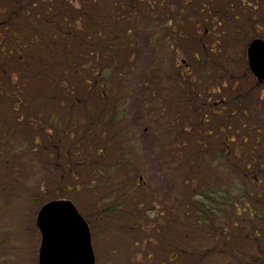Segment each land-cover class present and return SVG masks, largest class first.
I'll return each instance as SVG.
<instances>
[{"label":"trees","instance_id":"trees-1","mask_svg":"<svg viewBox=\"0 0 264 264\" xmlns=\"http://www.w3.org/2000/svg\"><path fill=\"white\" fill-rule=\"evenodd\" d=\"M45 1L47 7H42V12L25 11L23 7L22 12L8 11L3 31L0 32L1 52L6 53V57L23 50L26 53L27 50L32 58L26 69L28 75L24 77L27 82L22 81V74H10L0 66V80L1 77L5 78V86L13 91L2 93L5 89H0L1 98L15 100L14 103L20 108L16 112L18 117L12 113L13 105L7 114L0 115L4 117L0 124L5 120L8 125L6 129L0 130V151L5 152L6 161L0 162V213L4 212L8 217L10 215L0 221V247L23 243L24 214L31 212V216H35L42 201L56 197L61 188L68 191L74 188L87 195L95 191L92 196L98 200L97 203L103 202L101 207L93 205L96 210L108 222L121 219L124 228L129 224L145 233L148 228L145 218L155 217L160 220L159 225H170L168 236L172 244L181 245L189 232L185 222L192 214L175 218L172 211L166 212L161 205L154 204L152 194L148 193L144 185L148 183H140L139 177L147 175L151 168L144 154V138L147 141L151 139L150 153L164 170L165 187L169 188V184L182 178L179 172L183 166L192 169L188 175H192V180L197 184L202 176L195 172V167L205 166L207 162L218 165L221 178L234 183L236 192L233 195L223 192L227 186H220L224 189L214 191L218 199L206 195L212 199L206 209L205 223L211 227L210 221H213L214 215L222 226L221 206L229 204L228 198L231 197L235 204L242 201L246 184L255 176L251 171L258 172L259 164L262 163L259 161L254 170L253 156L247 155L241 148L239 153L230 154L227 146L231 141V133L224 134L225 148L222 146L217 155L203 151L207 145L202 136L188 138L186 133L189 125L193 128L197 121L199 125L202 123L205 126L209 122V114L216 115L215 109L211 110L210 106L209 113L198 112L201 92H208L206 85L211 81L215 85V79L229 66L246 59L243 50L248 43L249 32L245 27L244 11L238 7L239 0H74L81 7L75 9V20L67 7L74 6V2ZM53 3L57 4L55 8L49 6ZM37 4L38 1H31V5L37 7ZM25 16L33 31H27L25 26L20 25V20ZM10 20L14 22L13 26ZM188 27L196 33V37H185L183 33L187 32ZM140 31L148 37L155 58L140 77L145 94L141 97V109L145 120L151 118L150 125H147L146 131L137 132L130 120L129 107L133 96L131 77L140 59V44L137 40ZM217 34H221L223 53L230 56H214L212 47ZM195 43L200 50L206 51L205 60L201 63L195 57V62L187 69L179 64V49L181 46L184 49V44L190 47ZM187 52L192 53L190 48ZM1 60L5 62V58ZM196 67H199L197 71L194 70ZM229 78L231 76L226 75L222 80ZM40 82L45 83L43 90L40 93L32 92V83L36 86ZM191 89H194L193 94ZM85 90L87 97L81 95ZM70 100L71 103L66 105ZM232 100L237 104V101L245 99L236 95ZM56 105L60 106L59 113L55 109ZM74 108H79V111H73ZM167 109L172 113L169 114ZM19 111L23 114H19ZM227 113V117L222 119L228 120L225 128L220 129L222 131L230 129L229 121L233 113ZM165 114L175 117L166 119ZM257 114L258 111L254 110L253 115L256 116L253 120L257 119ZM24 124L33 136L42 134L47 137V129L53 133L58 131L59 146L63 152L61 158L64 157L67 162H58L61 158L58 157L54 137L51 139L52 144L47 145L35 143L34 137H30L24 147ZM243 132H246V128L235 130V145L248 140L251 145L256 143V136L250 137L249 133ZM71 134L74 135L73 139ZM41 145L43 159L35 160L33 154ZM23 151L26 152V158ZM78 155L85 157L72 160ZM23 160L26 165L21 163ZM28 172L38 179L36 185L31 182L28 187L18 185L21 174L26 175ZM75 172L79 175L76 177L78 179H70L73 181L71 188L67 184L69 179H64L68 175H76ZM126 175L136 176L135 186L145 189L146 198H151L146 203L150 207L145 205L143 209L144 204L136 201L135 205L140 207L136 212L123 208V199L127 197L128 191L121 190L119 182L125 181ZM242 180L243 184L237 183ZM116 185L119 191H116ZM6 194L11 197V202H8ZM157 197L158 192L154 199ZM163 200L166 202L165 196ZM190 201L193 204L196 202L192 197ZM81 205L85 212L84 204ZM194 211L196 213L193 214L199 216L195 208ZM190 222L196 224L199 220L193 218ZM206 238L210 239L211 236L207 235ZM132 244L137 242L133 241ZM210 245L212 247L204 248L203 257L211 260L212 264H229V252L234 251L233 244L226 240L219 250L213 248L212 241ZM251 248L245 250V257L252 250L256 257L253 264H263L262 252ZM15 249L6 250L7 258L16 254ZM176 250L175 254L180 253Z\"/></svg>","mask_w":264,"mask_h":264},{"label":"rangeland","instance_id":"rangeland-1","mask_svg":"<svg viewBox=\"0 0 264 264\" xmlns=\"http://www.w3.org/2000/svg\"><path fill=\"white\" fill-rule=\"evenodd\" d=\"M28 4L25 2V0H19L20 3L26 4L29 6L28 9H31L36 13V11L39 10V12H42L43 8L47 7L46 1L45 0H35L38 1L37 7L31 5L32 0H26ZM65 2L67 1H72L74 2V6L71 5L67 6L70 8V12L74 15V20L76 19V12L75 9L81 8L79 5L74 1V0H64ZM18 0H0V22L5 23L6 21V15L7 11L10 10L11 8H14L15 5L14 3H17ZM49 6L56 7L57 4L53 3ZM14 9H17L16 7ZM37 9V10H36ZM11 26L14 25L13 21H9ZM20 25L25 26L24 28L27 31H33L32 28L29 27L30 22L29 20H26V16L20 20ZM32 24V23H31ZM187 32L183 33L186 38H194L196 37V33L192 31L190 27L187 28ZM138 41L141 46V51H142V56L139 61V64L137 66V70L131 77V86H132V91H133V96H132V101L129 107V114H130V120L132 123V126L134 128H137V132H140L143 130V128L148 129L147 125H150V119L147 118L145 120L144 113L141 109V97H144V92L141 87L140 83V76H142L144 69L152 62L154 58V51L150 47L148 39L146 37L145 32L140 31L137 35ZM207 42V40H205ZM188 48H190L191 52H187ZM186 51V52H184ZM179 52L181 54V59H180V64L186 65V67H190L191 65L195 62L194 55H197L199 57L198 61L202 63L204 62V55L203 51L199 49V45L195 43L193 46L188 47L187 45L184 44V49H182V46L179 49ZM32 58L29 57L26 53L24 52L23 58L20 60L15 61V59L9 57L7 61V65L5 67L4 71L7 72H15L22 74L23 79L25 82H27L26 79H24L25 76L28 75V64L30 63V60ZM2 65V64H0ZM3 66V65H2ZM199 67H196L194 70H198ZM27 69V70H26ZM229 73H234L236 74V78L238 79V85L233 91H229L230 95L235 96L237 94L242 95L244 97L245 101H242V104L239 106L237 104L236 108L233 109L234 112H232L231 120L229 121L230 124V129L225 131H222L220 129L225 128L227 125L228 120H222L227 117V109L228 107L230 108V111L232 108L235 106V102L232 101L229 106L224 110L221 111V118L219 120V117L216 115H210L209 114V122L206 123L205 126L199 125L198 122H194L195 126L193 128H188L186 137L188 138H193L197 136H201L204 132H207L206 134L211 133V137L208 138L204 137L205 142H206V150L205 152L208 153H216L217 152V145L220 144L222 147V140L224 134L229 135L230 133L232 134V137H234V132L235 130H241L243 128L249 129L250 137L254 135H258L261 140L257 144L251 145L249 140L246 141L245 143H241L240 145H234V142H231V147L234 145L236 147L234 149L235 152L239 153V149L241 148L244 153L246 151L248 152L247 155H253V158H255L256 161H260L262 163V169L261 171L257 172L256 175L262 179L264 182V102L260 99V91L258 89H254L255 86V81L254 79L246 72V68L244 66V60L237 61L235 62L230 68ZM245 75V78H238L242 77ZM225 75H219L214 81L220 82L222 79H224ZM235 78V80H236ZM234 79V78H231ZM2 83L0 85V89H5L2 93H13L10 89H8L5 86L6 79L1 77ZM229 85H231L233 82L229 81L227 82ZM45 86L44 82L38 83L36 86L34 83L31 85V90L34 93H40ZM208 88V92L206 93V96L211 93V90L214 89L212 85V81L209 82V85H206ZM204 86V87H206ZM24 88H27L25 86ZM194 89H191V94H193ZM0 92V94H2ZM75 92L74 95L75 96ZM81 95L87 97V90L83 92ZM2 95H0V115L8 113V109L11 107L10 102L15 101L11 99H7L5 97L1 98ZM88 98L86 102H88ZM255 101H258L262 105V112L258 111L259 115L256 120H253L256 115L251 114L250 112L252 110L256 109H251V106L255 104ZM85 102V103H86ZM71 103V100L67 102L66 105ZM193 107V103L191 104ZM208 105H213V99H211L209 102H204V105L200 106L201 108H204V111L208 110ZM84 106V105H83ZM60 106L56 105L55 109L59 113L61 110L59 108ZM240 107H243V110H240ZM206 108V109H205ZM168 113L171 114L172 112L170 109H167ZM73 111L77 112L79 111V108H74ZM209 113V111L207 112ZM187 114V113H185ZM74 115V114H73ZM16 116V115H14ZM75 116V115H74ZM174 115H164V118L168 119L170 117H173ZM175 117V116H174ZM4 117L0 116V120L3 119ZM147 121V122H146ZM178 122V121H177ZM26 123V122H25ZM8 127L7 124H5V120H3L0 124V130L6 129ZM64 127H69L68 125H65ZM71 127V125H70ZM212 129V130H210ZM24 131L22 136V143L23 146L25 147L28 142L27 139L30 137H34L35 143L42 142V145H47L52 144V137L56 138L59 136V132L56 131L53 133L51 129H47V137H44L42 134H37L35 136L31 135L27 125L24 124ZM242 133V132H240ZM247 134V133H246ZM71 138H74V135L71 134ZM145 141V158L149 162L151 168L150 172H148L147 175H142L143 180H140V183H143V181H146L148 184H144L147 187L148 193L152 194L153 201L155 205H161L162 209H164L166 212L168 210L172 211L174 213L175 218L179 217H184L190 214H192L194 211L191 210L190 208H186L185 204L188 203L190 204V197L198 192L197 186H194L195 183L193 184V181L191 177L192 175H188L192 169L187 167L186 169L184 166L182 167V170H180L179 174L182 176V178L175 180L172 184H169V188L165 187L164 184V170L161 168V164L155 159H152V154L150 153V149L152 150V146L150 145V141L146 140ZM257 141V140H256ZM188 144L189 141H187ZM215 143V144H214ZM236 144V141H235ZM41 145V146H42ZM43 147V146H42ZM40 151H42L41 148H39L38 151H35L36 153L33 154V157L35 160L37 159H43V155L40 154ZM58 151V157H62V149L59 146V148L56 150ZM151 154V155H150ZM84 158V155H78L74 159L76 161L77 159H82ZM0 162H6L5 161V152L0 151ZM58 162L61 164L62 162H67L66 159L63 157L61 159H58ZM257 164V163H256ZM255 164V165H256ZM68 165V164H67ZM67 169V168H66ZM195 172L199 175L202 176L199 183H208V184H213L216 180L218 182H224L227 179H223L220 176L219 171L216 172V166L213 165L212 168L206 164L204 166H196L195 167ZM31 173L34 174V172L31 170ZM76 175L78 176L79 173L75 172ZM17 174V172H16ZM30 175L28 172L26 175L25 173L21 174V178L24 180L23 183L19 180L18 185L23 186V187H28L29 183L31 182L32 185H36V179L33 175ZM60 174V172H59ZM69 175L65 177L64 180H68ZM78 179V178H77ZM204 179V180H202ZM185 180V181H184ZM70 183V180L67 182V184ZM120 188H122L125 191H128V195L126 198L123 200L125 201V204L123 205V208L131 209L133 212L137 211L136 209H139L140 207L135 205L134 202L138 201L143 203L144 205L142 208H145V205L150 207V205H147L146 203L151 199H147L146 195L144 193L145 189L143 187H136V176L134 175H126L125 176V181H120ZM237 183H242V182H237ZM11 187L12 185L9 184ZM70 185V184H69ZM149 186V187H148ZM222 186H227V190L229 193L232 195L236 192V188L233 187L234 183L231 181L229 184H223ZM246 186L247 188V200L246 204H249L250 207H253L254 209H260L264 210V184L263 183H247ZM117 189L118 186L116 185ZM192 187L195 192L192 193ZM72 188V187H71ZM25 189V188H24ZM49 190H52L49 188ZM9 191V190H8ZM146 191V192H147ZM95 192V191H94ZM86 194L85 192H79L76 190H65L64 188H61L60 193L57 196H62L64 198L73 200L76 205L79 204L80 207L82 208L81 204H84V211H85V216L87 220L90 223L91 227V232L92 235L94 236V244H95V252L97 255V264H163V262L166 261L168 264H212L211 260H209L207 257H202L204 254V251H199L192 248L191 244L188 241V245L186 246V253L184 254L183 259H179L178 257L175 259H168L166 258L170 253L169 249L176 250L173 246H171L169 243L172 242L170 237L168 236L170 233L169 231V224L164 223L165 227L163 225H159L160 220L156 219L155 217L150 218L146 217L145 222L147 223V230L145 233L138 231L135 229L133 226L127 224L126 228L123 226V221L119 219L116 221L108 222V219L105 218V216H102L96 208L93 206H102L103 202H98L97 199L92 196L94 194ZM156 192H158V197L154 199ZM27 193V190H26ZM163 196H165L166 202L163 200ZM152 201V203H153ZM183 204V206H181ZM239 206L241 208L245 205L243 203H239ZM28 207V206H27ZM79 207V206H78ZM195 208V206H193ZM29 208V207H28ZM181 208H185V211H183ZM243 213L242 217L240 218V226L241 228L235 229V231L232 233L233 238H239L240 241L236 244H233V249L231 253L229 252V257L230 261L229 264H250V263H255L256 261H253L256 259L254 253L252 250L249 251V254L247 257L246 255V249L249 247L251 244H247L248 247H246L244 244L245 242L243 241V237H247L249 239V242H252V237L251 234H245L247 231L244 230L245 232H242L241 234L238 231H242V227L244 228L245 224L248 222V219H245L248 216V209L246 207L243 208ZM263 214L262 212H260ZM87 214V215H86ZM193 214L191 215V217ZM22 221V224H24L25 227V234L27 233V238L26 240L22 243L21 246L17 245H11L9 247H2L0 248V253L6 250H12L15 248L16 254L11 255L12 259L10 262L7 264H38L37 262V251H38V239L37 238V232L34 230L35 227V216H31V212L26 213ZM262 237L258 241V248L263 250L264 249V215H262ZM109 225H114L113 228H109ZM33 227V228H32ZM35 227V228H34ZM232 231V229H231ZM190 240H195L196 242L202 240V231L198 230L197 231V237H190ZM133 241H136L137 244H132ZM165 245H169L170 248H166ZM37 246V249H36ZM198 246L200 247L199 243ZM241 250V251H239ZM180 252L179 250H176ZM239 251V252H237ZM181 253V252H180ZM7 254V253H6ZM5 254V255H6ZM183 254V253H181ZM122 262V263H119Z\"/></svg>","mask_w":264,"mask_h":264},{"label":"water","instance_id":"water-1","mask_svg":"<svg viewBox=\"0 0 264 264\" xmlns=\"http://www.w3.org/2000/svg\"><path fill=\"white\" fill-rule=\"evenodd\" d=\"M250 66L264 80V41L255 39L248 51ZM42 240L39 264H95L89 225L69 200H54L38 213Z\"/></svg>","mask_w":264,"mask_h":264},{"label":"flooded vegetation","instance_id":"flooded-vegetation-1","mask_svg":"<svg viewBox=\"0 0 264 264\" xmlns=\"http://www.w3.org/2000/svg\"><path fill=\"white\" fill-rule=\"evenodd\" d=\"M238 7L244 11L245 27L249 32V39L246 48L243 50V55L248 58V48L255 38H262L264 40V0H239ZM220 41L217 40V51ZM228 46V44H227ZM226 56H230L227 53Z\"/></svg>","mask_w":264,"mask_h":264}]
</instances>
